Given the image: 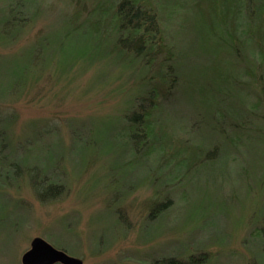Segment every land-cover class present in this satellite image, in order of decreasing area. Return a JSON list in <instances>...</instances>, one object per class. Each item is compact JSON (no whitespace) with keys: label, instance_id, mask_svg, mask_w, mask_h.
Wrapping results in <instances>:
<instances>
[{"label":"rangeland","instance_id":"1","mask_svg":"<svg viewBox=\"0 0 264 264\" xmlns=\"http://www.w3.org/2000/svg\"><path fill=\"white\" fill-rule=\"evenodd\" d=\"M101 1L0 0V264H22L35 238L84 264H264V108L251 70L242 64L249 89L223 84L232 58L189 0H159L179 12L165 30L171 61L123 60L82 31ZM254 51L244 60L259 70ZM160 63L177 81L152 111L166 141L133 149L120 131L136 97L162 89ZM244 108L258 119L237 117ZM171 152L181 164L166 163Z\"/></svg>","mask_w":264,"mask_h":264},{"label":"trees","instance_id":"2","mask_svg":"<svg viewBox=\"0 0 264 264\" xmlns=\"http://www.w3.org/2000/svg\"><path fill=\"white\" fill-rule=\"evenodd\" d=\"M187 8L200 15L203 24L209 29V34L219 42L220 49L232 58L231 73L220 74H224L223 84L232 81L235 85H240V91L244 87L248 88L241 84V76L244 69L251 70L252 80L260 90L258 108H264L262 107L264 106V59L259 70L251 61L247 63L244 60L246 51L249 54L248 58H254V44L264 53V0H189ZM97 11L99 13L94 15L93 26L89 25L87 30L84 28L82 31L93 38L114 41L112 54H122L123 60L127 61L145 60L148 66H153L161 56L164 62L172 60L176 46L168 40L165 30L175 23L176 15L179 13L177 9L166 13L159 0H102ZM107 25L113 27L112 31H108ZM71 26V32H78L80 29L76 28V25ZM242 64H245L246 68L241 67ZM158 73L163 85L162 91L156 87L157 85L147 88L145 95L136 97V111L125 116V125L120 132L121 137L129 142L130 148L155 150L160 147V141H166L164 136L162 137L159 131L151 126L155 122L151 118L153 109L158 106L159 97L165 94V89H171L177 83L175 78L173 79L175 67L160 63ZM241 94L244 96L242 92ZM243 110L245 112L236 114L240 119L253 112L252 109L248 112L245 108ZM220 113L223 119L230 117V113L225 111ZM253 115L248 116L247 119H258L255 114ZM160 125L164 124L160 122ZM171 154L172 156L166 159V163L181 164L172 152Z\"/></svg>","mask_w":264,"mask_h":264},{"label":"water","instance_id":"3","mask_svg":"<svg viewBox=\"0 0 264 264\" xmlns=\"http://www.w3.org/2000/svg\"><path fill=\"white\" fill-rule=\"evenodd\" d=\"M22 264H84L81 259L69 256L42 238H35L30 249L22 256Z\"/></svg>","mask_w":264,"mask_h":264}]
</instances>
